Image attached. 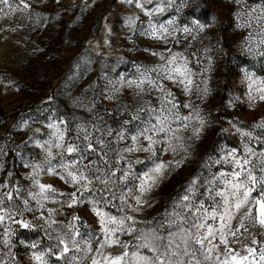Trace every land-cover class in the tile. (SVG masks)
I'll return each instance as SVG.
<instances>
[{
	"label": "rangeland",
	"instance_id": "obj_1",
	"mask_svg": "<svg viewBox=\"0 0 264 264\" xmlns=\"http://www.w3.org/2000/svg\"><path fill=\"white\" fill-rule=\"evenodd\" d=\"M138 2L144 5L143 9L136 7ZM10 3L20 10L9 12L5 8L0 12V185L9 186L0 188V196L11 188L22 190L20 199H15L13 193L14 200L10 203L23 209V200L28 199L32 208L37 207L29 190L39 193V188L26 178L32 173V168H26L24 164L45 158L47 145L45 148L35 145L37 142L43 144L54 132L46 127L50 117L56 122L64 121L60 127L67 128L63 152L65 163H70L76 155L66 153L67 143L83 148L87 143L83 136L87 132L91 134L97 152L100 146L95 145L96 139L102 138L106 144L111 142L112 150L107 151V159L113 164V170L127 167L123 161L120 165L114 162L118 159L116 150L131 146V140L117 142L116 131L124 120L130 119L129 112L134 113L147 101L153 105L157 102L155 93L141 97L134 87L128 88L125 84L120 88L117 82L121 76L126 80L138 77L137 67L160 64L159 53L163 52L167 57L168 49L183 52L188 57L189 67L196 73L194 85L207 86L208 92L203 99H196L195 87L191 97L207 124L198 137L192 132V126H198L195 120L187 131L181 133L187 145L186 152L178 150L175 155L171 151L167 154L158 152L157 162L163 161L167 166L157 183L142 197L148 203L139 213H129L137 218L136 232L132 235L117 234L127 248L99 249L97 240L103 242L104 237L92 202L97 201L96 209L119 216L121 196L126 195L130 188L139 195L133 187V184L138 186V180L130 178L128 182L121 183L117 179L115 186L108 190L95 183L82 194L78 206L69 209L67 196L59 194L73 192L74 188L60 180L58 175L45 171L37 179L52 185L56 192L47 193L50 199L42 201L43 215L47 218L48 209L58 210L51 217L57 223L48 228L38 218L40 212H25L23 219L31 221L35 229H22L12 224L15 232L10 247L2 243L3 226H0V259L7 264H37L32 259L34 250L29 245L37 243L39 248L35 251H46L49 244L57 243L58 235L67 232L79 241V245L73 249L69 244L70 251L59 264H92L93 259L114 257L124 251L129 255L124 257L123 264H135L133 253L153 255L140 246L143 243L139 239L142 232L155 229L162 237L155 242L161 246V251L168 245L170 233L180 232L175 225L169 228L168 221L173 218L171 213L174 210L184 214L185 210L176 206L181 204L184 195L192 199L189 189L195 180L197 195L193 202L204 203L209 213L206 223L216 234L209 237L203 249L199 245L187 248L195 259L184 255L180 236H174L172 249L178 250L179 255L173 257V264L177 260L179 264H196L197 259L200 264H264V225L259 222L257 203L264 200V186L259 183L251 186L250 203L247 205L251 217L248 218L237 214L234 207L227 213L220 207L216 218L212 219L210 214L214 205L205 190L214 174L231 171V165L214 162L233 148L238 150V155L242 154L244 144L248 143V138L242 139L237 133V127L251 132L253 137L264 138V129L257 127L264 123V101L259 99L256 91L264 87V44L260 43L264 38V20L257 23L255 18L264 10V0H10ZM23 4H28V9H23ZM158 8H163V11H158ZM252 9L255 12L250 17L248 13ZM130 20L133 21L131 26ZM168 20H175L180 28L194 27L196 21L206 27L199 34L194 31L187 39L182 32L178 33L179 43L169 38L165 44L142 35L149 21L166 24ZM205 48L212 51L205 54ZM152 52L157 55L153 56ZM206 55L212 57L210 71H204L209 66ZM113 84L120 88L118 93H114ZM165 84L175 93L177 102L189 99L181 87L167 81ZM109 96L113 98L108 99ZM181 111L183 115L189 114L188 109ZM141 115L147 119L146 113ZM137 126H143L141 121H132L126 126L129 135L135 133ZM108 128L114 130L112 136L107 135ZM160 139H163V134ZM143 143L146 146L147 142ZM250 146L258 153L264 151V143H258L256 139L251 140ZM155 147L162 149L166 145L158 143ZM52 152V166L60 173L61 150L53 147ZM148 156L143 152L131 155L134 176H142L153 167ZM96 159L97 155L93 153L84 163ZM252 159L257 165L255 174L259 176L262 174L260 160ZM137 160L141 162L137 163ZM120 175L117 172V177ZM222 187L218 181L216 190ZM216 200L222 204L220 197ZM61 203L65 207H61ZM222 214L224 221L220 219ZM73 215H78L80 220H72ZM69 222L79 231V236L65 227ZM242 222L244 227H241ZM201 234L206 235L207 228L201 229ZM208 248L213 249L212 253H207ZM206 253L209 256L207 260ZM50 264H56L55 256L50 258Z\"/></svg>",
	"mask_w": 264,
	"mask_h": 264
},
{
	"label": "snow or ice",
	"instance_id": "obj_2",
	"mask_svg": "<svg viewBox=\"0 0 264 264\" xmlns=\"http://www.w3.org/2000/svg\"><path fill=\"white\" fill-rule=\"evenodd\" d=\"M28 4H23V9H28ZM136 7L143 9L144 5L142 3H137ZM7 8L9 12H15L20 10L17 6L10 3V0H0V12H3ZM158 11H163V8H158ZM146 11V10H145ZM255 9H252L248 15L251 17ZM146 14L151 15L146 11ZM257 23L264 20V10L261 14L255 17ZM133 21H129L131 26ZM194 27L184 26L183 28L176 26L175 20H168L166 24H156L149 21L148 27L144 30L142 35L151 36L154 40H159L165 44L169 42V38L175 40L179 43L178 33L182 32L185 39L192 35L195 31L197 34L205 30V25L200 24L198 21L194 22ZM192 39H196L192 36ZM260 43L264 44V38L260 40ZM190 46V45H189ZM167 57L163 52L159 53L160 64L153 67H137L136 72L139 74L138 77L134 79H127L123 76L120 77L119 83L120 88L124 87L125 84L128 88H135L138 90V95L141 97L144 94L155 93L156 105H153L151 101L145 102L143 107L137 108L136 111L129 112L130 119L124 120L121 128L116 131L115 140L117 142L125 141L126 139L131 140V146L125 147L123 149H117L118 159L115 160L116 165H120L121 161L127 164L125 168L117 167L113 170V164L107 159V151L112 150L110 148V143L107 144L102 138L95 140V145L100 146V151L97 152L96 147L92 143L91 134L85 132L83 139L86 145L82 148L77 144L71 142L67 143L66 153L71 156L76 154L70 163H65L64 145H65V133L67 128H61L60 125L64 124V121L56 122L50 117V122L46 125L47 128L53 129L54 132L48 140H45L43 144L40 142L36 143L38 148H46V156L42 161L25 163L24 167L32 168V173L26 178L34 182V186L39 188V193H32L29 190V195L31 199L36 201L37 207L34 209L30 206L29 200H23V209L17 207L14 203H10L14 200L13 193H15V199H20L21 189L19 187L11 188L4 196H0V226H3V236L2 243L5 247L11 246V237L15 230L12 228V224L18 225L19 228L34 230L35 225L31 221L23 219L25 212H40L41 215L38 217L43 220L48 228H52L57 222L51 219L54 215L58 213V210L48 209L47 218L43 215L44 205L42 201L49 200L50 197L47 195L49 192H56V189L52 185H46L40 182L37 177L42 172H47L52 175H58L59 179L66 184L72 185L74 188L73 192L70 193H60L61 196H67L70 201L66 206L71 209L78 206L80 202V197L85 191L92 188L95 183L103 185L105 190L114 187L117 179L121 183L128 182L130 178L133 180H138V186L133 184L139 195L133 192L130 188L126 195H122L120 198L121 206L118 211L121 213L119 216L109 215L106 212H102L96 209L97 201L92 202V206L95 209V214L100 218L99 223L101 227V232L103 234V242L97 240L99 243V249H104L105 247L119 246L121 248H127V245L117 238V234H127L132 235L136 232L135 225L137 223V218L135 215L129 213H139L142 210V206L147 204V200L142 199L145 193L149 192L151 188L157 183L158 179L164 174V169L166 164L163 161L157 162L159 159L158 152H164L167 154L171 151L174 155L177 154L178 150L187 151V145L185 143L184 137L181 135L182 132L187 131L192 125V121L195 120L196 125L192 126L193 136L198 137L203 131L207 124V121L201 114L199 106L191 99L193 95V89L197 93L196 99H203L207 95V86L201 88L199 84L194 85L193 77L196 73L189 67L188 57L185 56L183 52L177 51L173 52L168 49ZM211 48H205V54L211 52ZM156 56V52L151 53ZM206 59L209 61V66L204 71H210L212 64V57L206 55ZM199 63V59L197 60ZM154 74V75H153ZM200 75L203 77L204 73L201 72ZM251 79V77H249ZM171 82L172 84L181 87L183 94L189 99L185 102H177L175 93L165 84V82ZM254 82V81H253ZM114 93H118L120 88L113 84ZM259 93V99L264 101V87H260L256 90ZM109 96L108 99H112ZM181 109H188L189 114L183 115ZM127 111V107H126ZM141 113H146L147 119H144ZM141 121V126H137L134 134L129 135V129L126 127L132 121ZM235 127V125H233ZM258 128L264 129V123L257 125ZM113 129H106L108 136L113 135ZM237 133L240 134L241 138H248V143L244 144L242 154L238 155V150L236 148L231 149L225 155L221 156L214 163L217 165L226 164L231 165V171H221L219 174H214L213 177L208 180L205 185V190L207 192V198L212 200L214 208L211 212V218L215 219L217 216V209L223 207L227 213L232 207L235 208L237 214L245 218L251 217V210L247 208L250 203L249 194L251 192V186L257 183L264 186V151L257 152L251 146V140L256 139L258 143H264V138L261 136L253 137L251 132L241 131L240 128H236ZM37 133L39 130L37 129ZM163 134V139H160V135ZM146 141V146L144 145ZM164 144L166 147L162 149H157L156 144ZM61 150L60 153V164L59 168L62 170L60 173L56 172V169L52 166L53 152L52 148ZM147 153V157L151 160L153 167L148 171L144 172L142 176H134L132 171V160L131 155L135 153ZM96 153L97 159L91 160L88 163H84L88 159V156ZM129 154L125 156L124 154ZM155 158V159H153ZM252 158H259L261 165V175H256L255 171L257 165L253 164ZM137 163L141 162L139 160ZM117 172L121 175L117 177ZM220 182L223 187L217 191V182ZM193 187L189 189L192 194V199L189 195H184L181 204L177 205V209H184V214L179 210H174L171 213L172 219L168 221V227L171 228L173 225L180 228L179 233H170L168 245L163 246L164 250L161 251V246L157 245L155 242L161 240L162 237L159 236L155 229L150 232H142L139 239L143 241L140 245L141 247L147 248L153 255L144 256L137 253H133L135 259V264H173V257H178V250L172 249V239L174 236L179 235L181 241L184 244V255L189 256L191 259H195L190 253L187 252V248L193 245H199L202 249L205 247V242L209 237H214L215 232L211 225H208L206 221L209 219L208 209L205 208L203 202L195 204L193 201L197 195L196 181L192 182ZM0 188H9L7 184L0 185ZM112 195H115L113 193ZM216 197H220L222 204L217 202ZM100 199H104L101 197ZM134 200V203L131 201ZM187 202V203H184ZM260 209V224L264 225V200L257 201ZM61 207H65L61 203ZM188 213H191L189 216ZM221 221H224L225 216L222 214L220 216ZM231 219V216H229ZM72 220L79 221L80 217L78 215H73ZM10 222V223H6ZM188 225V227H184ZM68 229H72L75 236H79L80 233L75 229V226L69 222L65 226ZM241 227H244L243 222ZM207 228V234L202 235L201 229ZM222 239H223V234ZM233 235H235L233 233ZM49 240L52 239L51 234L48 233ZM57 243L55 245L49 244L47 250L40 249L37 243H32L29 245L33 249L32 259L37 262V264H50V258L56 257V264L65 257V254L69 253L71 248H78L79 241L70 237L67 232H63L61 235L57 236ZM62 246V247H61ZM179 246H177V249ZM99 249L97 250L99 252ZM91 246L89 245V251H91ZM213 249L208 248L207 253H212ZM249 251H252L249 249ZM57 252L59 255H57ZM205 254V259L209 258L208 254ZM129 253L127 251L122 252L120 255L116 256H105L102 260H92V264H123L124 257H127ZM264 258V254H262ZM0 264H7L6 261L0 259ZM179 264V261H176ZM196 264H200L199 260H196Z\"/></svg>",
	"mask_w": 264,
	"mask_h": 264
}]
</instances>
